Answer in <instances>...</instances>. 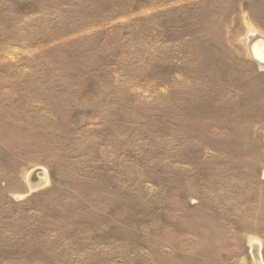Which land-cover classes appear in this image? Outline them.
<instances>
[{"label": "rangeland", "instance_id": "rangeland-1", "mask_svg": "<svg viewBox=\"0 0 264 264\" xmlns=\"http://www.w3.org/2000/svg\"><path fill=\"white\" fill-rule=\"evenodd\" d=\"M252 31L264 0H0V264L264 262Z\"/></svg>", "mask_w": 264, "mask_h": 264}, {"label": "bare ground", "instance_id": "bare-ground-1", "mask_svg": "<svg viewBox=\"0 0 264 264\" xmlns=\"http://www.w3.org/2000/svg\"><path fill=\"white\" fill-rule=\"evenodd\" d=\"M247 37H246L247 40L245 43L247 45L249 57L251 58V60L255 61L258 65L263 67L264 65V34L259 31H252ZM40 171L42 172V170ZM36 172L37 170L32 172L29 176V185L32 189H36V188L43 186L47 181V176L40 177L38 172L37 173ZM34 173L36 174L34 175ZM252 246H253V253L255 257L257 258V264H264L261 251H260L261 250L260 245L257 243H253Z\"/></svg>", "mask_w": 264, "mask_h": 264}, {"label": "water", "instance_id": "water-1", "mask_svg": "<svg viewBox=\"0 0 264 264\" xmlns=\"http://www.w3.org/2000/svg\"><path fill=\"white\" fill-rule=\"evenodd\" d=\"M260 38H262V37H260Z\"/></svg>", "mask_w": 264, "mask_h": 264}]
</instances>
